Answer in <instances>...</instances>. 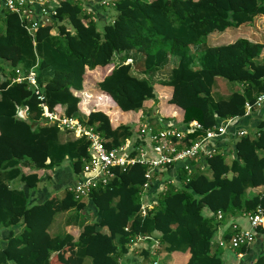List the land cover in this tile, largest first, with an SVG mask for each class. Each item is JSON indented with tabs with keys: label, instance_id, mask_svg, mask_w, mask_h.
<instances>
[{
	"label": "trees",
	"instance_id": "obj_1",
	"mask_svg": "<svg viewBox=\"0 0 264 264\" xmlns=\"http://www.w3.org/2000/svg\"><path fill=\"white\" fill-rule=\"evenodd\" d=\"M86 1H59L51 21L33 35L0 5V264H84L86 257L91 264H122L135 242L152 236L153 248H140L142 264H150V255L160 261L173 252H187L186 264H223L218 227L239 216L248 220L259 207L264 214V189L246 195L264 187V119L254 133L234 136L230 161L220 139L219 151L203 159L207 173L185 182L180 171V184L167 187L150 209L140 200L146 170L139 164L113 169V178L92 190L87 202L75 198L73 184L61 198L31 202L28 191L65 160L74 176L81 174L89 141L44 123L33 89L12 78L15 67H33L48 110L78 117L108 149L137 133L148 101L166 120L212 128L244 117L245 102L264 93V60L257 61L264 44L237 38L211 46L204 39L264 16V0H115L117 14L101 32ZM171 56L177 61L168 77L152 79ZM216 77L241 88L216 100ZM84 210L90 220L79 224ZM67 211H74L68 221L79 225L78 233L51 234L55 215ZM254 233V242L240 250L245 264H264V227Z\"/></svg>",
	"mask_w": 264,
	"mask_h": 264
},
{
	"label": "built area",
	"instance_id": "obj_2",
	"mask_svg": "<svg viewBox=\"0 0 264 264\" xmlns=\"http://www.w3.org/2000/svg\"><path fill=\"white\" fill-rule=\"evenodd\" d=\"M59 1L61 0H0V5L18 15L26 30L33 35L36 29L51 21V17L56 13L54 6ZM99 5L114 6L115 4L113 1L100 0ZM92 19L96 20L97 16L92 14ZM12 81L26 82L33 89L43 109L44 123L57 124L61 130L71 132L77 137L85 136L89 141V157L84 160L79 179L69 188L76 199H85L92 190L106 186L114 176L113 169L125 170L134 164L145 167L144 190L148 189L157 171L168 168H180L187 182L193 174L205 170L203 159L219 151L217 142L223 139L230 126L235 124V119H227L212 128H204L195 120L182 124L160 118L157 120L158 128H156L152 123L141 121L133 137L126 139L116 148L108 149L104 145V138L91 127L85 126L78 117L66 116L62 110L59 112L48 110L43 102L44 96L37 83L33 67L27 71L15 67ZM262 106H264V93L257 95L253 102H245L244 116L250 115ZM194 133L199 134L192 138L191 135ZM247 133V130L240 129L235 136H243ZM145 207L151 208V206ZM221 218L222 213L218 212L217 219ZM248 220L249 228L244 229L233 223L229 241L218 240L220 247L235 252L236 260L233 264H245L242 261L245 253L240 249L247 248L254 242L256 227H264L263 209L257 208L253 215L248 216ZM150 264L161 263L154 258Z\"/></svg>",
	"mask_w": 264,
	"mask_h": 264
},
{
	"label": "crops",
	"instance_id": "obj_3",
	"mask_svg": "<svg viewBox=\"0 0 264 264\" xmlns=\"http://www.w3.org/2000/svg\"><path fill=\"white\" fill-rule=\"evenodd\" d=\"M88 3H89V6H86L88 11H91L92 14L96 15L98 20H100L101 22H105V21L110 20V18H109L110 12L107 11L105 8L104 9L102 8L105 6H98V5L94 6L93 2L91 0H88V2L86 4H88ZM263 17H264L263 15L256 16L254 19H257V18L260 19ZM263 19H261L259 22L264 21ZM262 25H264V24H262ZM241 26L242 25H240V27ZM248 26L250 27V25H248ZM256 26H257L256 28L259 30V28L261 27V24L259 25L257 23ZM240 27L238 26L236 28L237 32H235V33L226 29L223 32H213L210 35H214V36L226 35V37L224 36L225 39H227V38L229 39V37L234 38L232 40L231 39H229L228 41L226 40L221 44L231 43L234 40H236L237 38H246L252 42H258V43L264 44V40H262L263 37H262L261 32H259L257 30V34H258V36L259 35L260 36L256 39H254V38L252 39L250 36L242 35L241 31H240L242 27L241 28ZM251 28H253V27H251ZM216 45H220V44H216ZM263 60H264V49L262 50L261 55L257 58V61H259V62L263 61ZM176 61H177V59L173 56H171L169 58V63H171V68L176 65ZM160 70L162 71L163 69H160ZM8 71H9V68H8ZM92 72L96 76L99 75L98 69L92 70ZM160 79H162V78H160ZM214 82H215V80H214ZM226 86L229 88L226 89L225 88ZM240 88L238 86H236L235 84H233L232 86H228L224 82L219 81L216 84V89L214 87L217 95H213V91H212V96L216 100L217 99H223V98L228 97L232 91L240 90ZM150 102L151 101H148L142 110L143 111L142 121L146 122L147 121L146 119H149L154 124H156V128H158L157 127V125H158L157 120L162 118V116L158 113L157 110H154L153 107H151L149 105ZM162 119H164V118H162ZM263 119H264V106L255 110L253 113H251L248 116H244L242 118H236L235 119L236 123L234 125L230 126L227 135H225L223 138L224 140L221 141L222 144L220 147V152H223L224 154H226L227 161H230L232 159V151L231 150H232V145H233V138H234L237 130L243 129V130H247L248 133H254L255 132V126ZM164 121H171V119H168V120L164 119ZM114 123H116V122H114ZM69 133L74 135L71 132H69ZM65 136H68V135L65 134ZM176 167H179V166H176ZM180 171H181V175H184V172L180 168H168L166 170L157 171L153 177V185L150 187V189H145L141 194L142 204L144 206H151V208H152L155 205V202H157L159 195L161 193H163V191L165 190L164 188H167L169 186L177 187L180 184V183H178L179 182L178 175H179ZM204 171L207 173L206 168ZM78 179H79V175L73 176L70 165L69 166L62 165L60 168L55 169L53 176L49 180H44L43 182L39 183L38 187L34 190L28 191L27 195L30 198L31 202L42 201L43 199L47 198L49 195L51 197L54 196L56 199L61 198L62 195H61L60 191L64 190V188L66 186L74 184L75 181H77ZM16 185L18 187H20L19 183H17ZM22 188H25V186H22ZM263 189H264V187H262V186L255 187V188H249L246 192V195L252 196L254 194L261 193L263 191ZM85 201L87 202V200H85ZM69 213L72 214V211L57 213V214H59V217L57 218L58 220L55 219L57 214L55 215L54 220L52 221V224L49 227V231L51 234H53V235L54 234H60V233H63L64 231L73 232L74 231L73 229H77L75 234L78 233L79 225L75 226V225L69 224V223H71V221H68V218L70 217ZM88 213H90V212L88 211L87 214ZM90 217L87 216V218L85 219V222L87 220L89 221ZM242 218H246V217H242V216L235 217V218L229 219V221L220 225L218 227L217 232H216V236H215L216 240H219L223 234H226L229 232L231 233L232 232L231 225L233 223H236L239 226L240 225L239 220H241ZM78 223L81 224L80 218H79ZM20 230H21V228L18 229V231H20ZM2 233L4 234L6 232L4 230H2L1 234ZM1 237H2V235L0 236V238ZM152 237H155V236H152ZM152 237H151V240L144 238V239H140L137 242H135L134 245H132V247H131V252L128 255L121 258L120 262L122 264H140L141 263V257L139 255V253L141 251L140 248L141 249L142 248H148L149 250L152 249L154 244L156 243L155 241H153L154 239ZM227 249H229V248H227ZM160 256H161V259H160L161 264H186L189 255L187 252H185V253L173 252V253H169V254L163 253ZM246 257H247V255H245L243 260H242L244 263L246 261ZM227 258H225V259L222 258L223 264H233V262L236 260L235 252L229 249ZM164 260H166L165 263L163 262Z\"/></svg>",
	"mask_w": 264,
	"mask_h": 264
},
{
	"label": "rangeland",
	"instance_id": "obj_4",
	"mask_svg": "<svg viewBox=\"0 0 264 264\" xmlns=\"http://www.w3.org/2000/svg\"><path fill=\"white\" fill-rule=\"evenodd\" d=\"M92 2H93V5L94 6H100L99 4H100V0H91ZM111 1H115V0H109V2H111ZM98 3V4H97ZM103 9L105 8L107 11H109L110 12V16H109V18H110V20H113L114 19V17L116 16V14H117V12H116V10H115V8H114V6H111V5H109V6H105V7H102ZM264 18V17H263ZM263 18H257V19H254L252 22H250V23H248V24H245V25H242L240 28H241V34L242 35H245V36H250L252 39L254 38V39H256V38H258L259 36H258V34H257V23L260 25L261 24V27L259 28V32H261V34H262V40H264V25H262V24H264V21H261V22H259L261 19H263ZM110 20H108V21H110ZM264 20V19H263ZM248 25H250V27L248 26ZM102 27H103V22H100V21H97V23H96V28H97V30L98 31H102ZM251 27H253V28H251ZM237 27H230V28H228L227 30H230V31H232V32H237V29H236ZM55 31V30H54ZM226 37V35H216V36H214V35H209L207 38H205L204 39V41H206V43L208 44V45H216V44H221V43H223L224 41H228L229 39H234V38H230L229 37V39L227 38V39H225V37ZM130 54V56H133L132 54L133 53H129ZM197 54V53H196ZM197 56V55H196ZM138 61V58L136 57V59H135V62H137ZM196 62H197V60H196ZM170 69H171V63H169V64H167L166 66H165V68L162 70V71H157L155 74H154V78L152 77V79H160V78H166V77H168V75H169V72H170ZM134 73H137V71H133ZM219 81H222V82H224L225 84H227L228 86H232L233 84H235L236 86H239L236 82H229V81H226L225 79H223V78H219V77H216L215 78V82H214V84H213V95H217V93H216V91H215V89H216V84L219 82ZM214 87H215V89H214ZM226 89L227 88H229V87H225ZM154 102V101H153ZM152 107H153V109L154 110H159V107H158V105L157 104H154L153 103V105H152ZM147 120V122H149V123H152V125H154L155 127H156V124H154L151 120H149V119H146ZM157 127H158V125H157ZM62 165H67V166H69V162H68V160H65L63 163H62ZM74 176V175H73ZM178 183H180V182H178ZM59 191V190H58ZM60 193H61V195L63 194V190H61L60 191ZM86 199V198H85ZM87 200V199H86ZM140 200H142V198H140ZM74 211H72V213H73ZM69 215H70V213H69ZM68 216V215H67ZM79 218H80V222L81 223H83V222H85V219L87 218V216H91L90 215V213H86V211L84 210V211H80L79 212ZM59 217V214H57L56 215V218L55 219H57ZM58 220V219H57ZM239 223H240V227L241 228H249V223H248V221H247V219L246 218H242L241 220H239ZM74 231H73V233L75 234L76 233V231H77V229H73ZM228 252H229V249H227V248H222V258L223 259H225V258H227V256H228ZM152 257V258H151ZM153 257L154 256H151L150 255V261H152L153 260ZM228 259V258H227ZM164 263L166 262V260H164L163 261ZM84 264H91L90 263V258L89 257H86L85 258V260H84ZM140 264H142V262L140 263Z\"/></svg>",
	"mask_w": 264,
	"mask_h": 264
}]
</instances>
